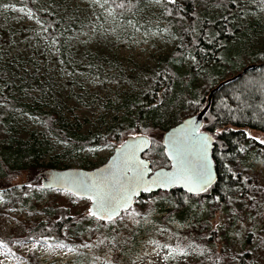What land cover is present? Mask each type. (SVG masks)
I'll use <instances>...</instances> for the list:
<instances>
[{
	"label": "rangeland",
	"instance_id": "rangeland-1",
	"mask_svg": "<svg viewBox=\"0 0 264 264\" xmlns=\"http://www.w3.org/2000/svg\"><path fill=\"white\" fill-rule=\"evenodd\" d=\"M33 3L39 13H52L60 22L61 42L48 37L46 24L29 6L16 2L0 6V67L10 68L14 84L22 85L12 96L18 104L40 105L56 114L60 125L75 134L103 136L113 117L124 112L122 97L140 94L147 75L155 73L174 49L177 39L161 17L162 2L149 0L126 17L114 13L105 0ZM241 3L239 19L251 28L240 46L243 52H256L264 48V4L261 0ZM192 62L186 55L179 70L187 74ZM185 81L200 87L203 72ZM8 125L13 138L45 142L47 151L38 160L43 169L20 172L8 185H0V264H238L231 251L242 250L251 253L254 263L264 264V201H258L254 214H241L229 224L219 206L189 198L184 203L189 213L180 222L173 207L166 206L161 215L154 213L155 202L165 195L158 192L159 198L134 203L114 220L98 221L88 215L90 201L66 191L49 189L38 199L45 189L34 176L46 168L93 169L113 153V142L91 141L76 149L53 135L44 118L21 106L10 110ZM163 134L156 133L143 155L152 170L169 166ZM250 134L264 140L261 131ZM243 152L238 169L264 185V153L247 147ZM58 162L59 167H54ZM27 182L30 188L22 189ZM45 205H62L77 223L69 230L66 226L63 236H33L30 228L50 222L41 212ZM212 229H217L216 238Z\"/></svg>",
	"mask_w": 264,
	"mask_h": 264
},
{
	"label": "trees",
	"instance_id": "trees-1",
	"mask_svg": "<svg viewBox=\"0 0 264 264\" xmlns=\"http://www.w3.org/2000/svg\"><path fill=\"white\" fill-rule=\"evenodd\" d=\"M147 1L149 0H106V4L117 15L126 17ZM159 1L163 4L161 17L177 42L173 51L160 61L156 72L147 75V83L142 86V92L134 97H122L121 108L124 112L113 117L103 136L75 134L60 125L56 114L43 111L40 105L33 107L16 103L12 94L22 85L18 87L19 85L14 84L10 68L0 67V185H8L9 180L20 172L43 169L38 160L47 151L45 142H27L10 135L8 118L10 110L16 106L44 118L53 135L76 149L91 141L95 143L106 140L112 141V146L116 147L126 137L134 134L148 136L151 140L150 149L158 131L165 132L178 121L198 113L206 105L208 93L222 83L211 94L201 127V130L208 132L214 139L212 157L216 181L206 191L196 195L179 187L160 191L165 195L155 202L154 213L161 215L167 211L166 206H170L178 214V220L183 222L189 213L185 207L189 198H200L205 201L206 206H212V203L219 206L217 208H220L221 215L227 216L229 224L234 223L241 214L255 213L258 201H264V185L238 167L244 147L264 153V144L244 135L251 130L264 133V48L256 52L242 51L240 44L247 38L251 26L245 23L243 25L239 19L243 10L241 0ZM261 1L264 4V0ZM5 2L21 3L32 8L46 24L48 37H56L61 42L57 35L60 22L52 13H39L33 0H0V6ZM120 4L123 7H117ZM211 7L217 11L212 12ZM186 55H191L193 62L188 73L183 74L179 70V64ZM201 72L204 83L200 87L185 81L190 75ZM165 160L168 164L166 154ZM50 164L49 167H53ZM59 165L58 162L54 167ZM29 184L31 183L27 182L21 188L28 190L31 186ZM41 192L37 195L38 199L43 193L49 194L51 191ZM158 194H142L134 203H141L155 196L159 198ZM28 195L30 197L32 193ZM168 211L171 213V210ZM41 212L50 222H41L39 227L30 228L31 232H35L32 233L35 237L50 233L63 236L66 226L69 230V226L77 223L62 205H45ZM159 215H153V218L159 221L156 217ZM210 233L212 237H217V229H212ZM250 254L246 250L231 251L230 256L238 264H256Z\"/></svg>",
	"mask_w": 264,
	"mask_h": 264
},
{
	"label": "snow or ice",
	"instance_id": "snow-or-ice-1",
	"mask_svg": "<svg viewBox=\"0 0 264 264\" xmlns=\"http://www.w3.org/2000/svg\"><path fill=\"white\" fill-rule=\"evenodd\" d=\"M117 7H123V4ZM244 135L251 136L250 133H244ZM252 139L258 138L252 137ZM259 142L264 144V140ZM148 143V140L142 138L137 145H127L126 142L121 145V148L126 151L120 164L119 175L113 173L110 177H101L91 183L78 182L82 191L91 193L88 199L95 207L88 208L89 216L111 220L118 209L128 206L131 196L138 189L150 190V185L143 182L144 175L149 169L146 162L137 158L136 155V152L146 147ZM210 143L211 137L200 132L199 128L185 130L182 136L172 139L166 146L165 154L174 162L172 164L174 171L157 173L152 184L168 186L182 182L189 192L206 191L211 182L207 162V150ZM193 153L198 157L195 164L190 159ZM120 176L124 177L123 180ZM60 246L63 247V245Z\"/></svg>",
	"mask_w": 264,
	"mask_h": 264
},
{
	"label": "water",
	"instance_id": "water-1",
	"mask_svg": "<svg viewBox=\"0 0 264 264\" xmlns=\"http://www.w3.org/2000/svg\"><path fill=\"white\" fill-rule=\"evenodd\" d=\"M233 78V77H232ZM222 84V83H220ZM219 84V85H220ZM218 85V86H219ZM217 86V87H218ZM217 87H214L209 93L207 97L206 105L194 115L188 116L181 120L180 122H177L170 128H168L164 134H163V147L164 151L166 153V146L169 145L170 141L174 138L180 137L184 134L185 130H190L194 128H199L200 132L204 133L207 136L211 137V143L208 146L207 150V162L209 166V173L211 177V182L207 186V189L212 186V184L216 181V170L215 165L212 157V149L214 145V139L213 137L206 131L201 130L202 127V118L205 113V111L208 108L210 97L212 92H214ZM146 139L149 141L146 147H142L140 150L136 152L137 158L143 160L146 162L148 171L144 175L143 182L150 185V190L144 191L143 188H140L136 191L134 195L131 196V200L129 201L128 206L121 207L117 210V213L113 216V218L118 217L122 211L128 210L134 203V200L138 198L141 194L147 193L151 194L157 191H169L174 187H179L185 190L186 192L190 194H200L202 192H189L185 185L181 183L171 184L168 186H158L155 184H152L153 179H155L156 174L160 172L164 173H171L174 171L172 168V164L174 163L172 160L168 158V155H166L169 166L168 167H159L156 169L151 168L150 160L146 159L143 154L145 151H147L151 145V140L148 136L143 134H137V135H130L125 138V140L120 143L118 146H116L113 150V153L109 156L106 162L103 164L93 168V169H83V168H64V169H56V168H46L43 171L39 172L35 177L34 180L40 179L41 187L45 190L49 189H55L59 191H66L72 194L73 196L79 197L81 199L89 200L90 201V207H95L90 199H88V196L91 195V193H86L82 191L78 185L79 181H84L91 183L94 180L100 179L101 177H110L111 174L115 173L119 175L120 170V164L122 159L124 158V154L126 149H122L121 145L127 143V145H137L140 143L141 139ZM190 159L195 164L198 160V157L193 153L190 157ZM127 175H131L130 173H127ZM123 176H120V179L123 180ZM94 218L100 220V221H110L107 218L100 219L97 216H93ZM112 218V219H113Z\"/></svg>",
	"mask_w": 264,
	"mask_h": 264
},
{
	"label": "flooded vegetation",
	"instance_id": "flooded-vegetation-1",
	"mask_svg": "<svg viewBox=\"0 0 264 264\" xmlns=\"http://www.w3.org/2000/svg\"><path fill=\"white\" fill-rule=\"evenodd\" d=\"M203 131H204V130H203ZM168 162H169V161H168ZM157 192H160V191H157ZM154 193H156V192H154ZM144 194H145V193H144ZM141 195H142V194H141ZM141 195H140V196H141ZM140 196H139V197H140ZM139 197H138V198H139ZM138 198H136V199H138ZM87 201H89V200H87ZM134 201H135V200H134ZM89 205H90V204H89ZM92 217H93V216H92ZM93 218H94V217H93ZM95 219H96V218H95ZM97 220H98V219H97Z\"/></svg>",
	"mask_w": 264,
	"mask_h": 264
}]
</instances>
